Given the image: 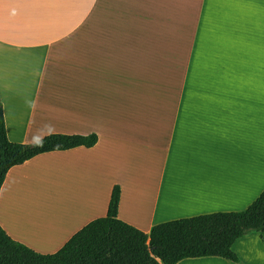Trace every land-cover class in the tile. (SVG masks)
I'll return each mask as SVG.
<instances>
[{"label": "crops", "instance_id": "0c3cea01", "mask_svg": "<svg viewBox=\"0 0 264 264\" xmlns=\"http://www.w3.org/2000/svg\"><path fill=\"white\" fill-rule=\"evenodd\" d=\"M92 13L174 33L89 35ZM0 101L12 142L97 137L7 171L0 227L38 253L106 216L115 187L117 218L145 233L243 210L264 189V0H0ZM232 249L240 263L176 264H264L258 233Z\"/></svg>", "mask_w": 264, "mask_h": 264}, {"label": "trees", "instance_id": "16d2710c", "mask_svg": "<svg viewBox=\"0 0 264 264\" xmlns=\"http://www.w3.org/2000/svg\"><path fill=\"white\" fill-rule=\"evenodd\" d=\"M88 135L51 133L34 143L7 138L0 101V187L7 171L42 153L95 144ZM118 188L106 216L91 220L54 253H38L0 227V264H176L216 256L240 263L232 245L255 232L264 238V189L243 210L219 211L154 224L148 233L117 218Z\"/></svg>", "mask_w": 264, "mask_h": 264}, {"label": "rangeland", "instance_id": "374dc122", "mask_svg": "<svg viewBox=\"0 0 264 264\" xmlns=\"http://www.w3.org/2000/svg\"><path fill=\"white\" fill-rule=\"evenodd\" d=\"M103 18V17H102ZM154 18V17H153ZM99 17L96 13H92L91 16H89V25L87 26V34L89 35H94V34H130V35H159L160 31L161 32H166L169 30V28H164V27H159V26H125V25H120V26H105V25H96V23L100 22ZM110 19V18H109ZM120 22L123 23L127 21L126 16H120L119 17ZM141 19V17H140ZM111 20V19H110ZM103 22V20H102ZM110 22V21H109ZM174 33V31L169 30L168 34ZM188 51L186 50V44H185V63L188 60Z\"/></svg>", "mask_w": 264, "mask_h": 264}]
</instances>
